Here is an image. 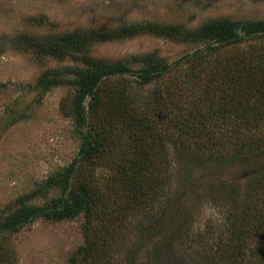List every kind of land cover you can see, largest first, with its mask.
I'll return each mask as SVG.
<instances>
[{
  "label": "trees",
  "instance_id": "1",
  "mask_svg": "<svg viewBox=\"0 0 264 264\" xmlns=\"http://www.w3.org/2000/svg\"><path fill=\"white\" fill-rule=\"evenodd\" d=\"M145 32L176 38L173 30L149 24L55 37L23 35L16 39L15 49L63 59L88 53L97 42ZM257 39H264V20H217L186 32L184 43L203 47L172 64L135 57L138 66L133 68L124 61L87 58L86 67L73 79L58 70L45 72L37 89L77 88L74 113L81 146L62 177L37 190L45 197L60 188L61 195L44 206L29 204L38 198L35 193L20 196L16 210L0 220V236L17 233L39 219L64 221L85 213V242L71 264H120L122 254L123 264H142L139 256L144 252L148 259L144 264H264V185L248 189L240 202V197L229 201L227 222L219 228L209 226L194 234L190 216L178 214L196 172L229 167L248 152L264 150V46L241 50ZM127 78L144 86L157 83L158 88L146 96L125 86ZM197 92L201 101L192 103ZM170 150L176 156L174 172ZM157 160L167 165L158 177L153 168ZM103 166L119 180L108 197L95 186L94 170ZM172 179L178 183L179 196L171 189ZM113 196L120 199V214L140 209L147 214L149 223H138L130 238L121 231L107 234L105 221L94 219L102 212L108 215L104 207ZM118 243L120 248L128 243L132 247L116 255L120 251L113 247Z\"/></svg>",
  "mask_w": 264,
  "mask_h": 264
},
{
  "label": "rangeland",
  "instance_id": "2",
  "mask_svg": "<svg viewBox=\"0 0 264 264\" xmlns=\"http://www.w3.org/2000/svg\"><path fill=\"white\" fill-rule=\"evenodd\" d=\"M224 19L264 20V0H0V220L16 210L17 199L22 195L35 193L38 198L29 204L38 206L59 197L60 188L45 197L38 195L37 190L50 179H60L77 158L81 146V130L74 113L77 88L68 85L37 89L38 79L45 72L58 70L64 78L73 79L76 72L86 67L87 58L124 61L133 68L138 66L135 57L147 56L172 64L203 47L184 43L181 38L186 32ZM149 24L173 30L176 38L145 32L127 39L97 42L88 53L79 52L63 59L37 57L15 49L16 39L23 35L55 37L76 31L118 30ZM262 46L264 39L251 40L241 50ZM123 81L125 86L146 96L158 88L157 83L144 86L135 78ZM166 83L163 82L164 87ZM197 95L198 92L190 99L192 103L201 101ZM257 152V149L248 152L229 167L195 173L192 190L178 208L180 216H190L194 234L209 226L225 225L229 214L227 203L238 197L240 202L248 189L264 185L260 182L261 178L264 180V150ZM170 153L174 172L176 156L173 150ZM165 167L161 160L155 161V176L158 177V172L161 176ZM94 172L95 186L101 194L108 197L118 188L119 180L112 179L110 168L97 167ZM170 185L175 196H179L178 183L172 179ZM107 199L104 210L108 215L102 212L99 218L94 216L100 224L105 221L108 225L107 234L116 236L121 231L130 238L138 223H149L147 214H142L145 211L120 214L121 207L117 205L120 199L117 196ZM86 225L83 213L64 221L39 219L17 233L2 234L0 264H71L73 254L85 242ZM120 247V243L114 245L113 249L120 251L116 255L132 244ZM119 259L123 264L125 254ZM147 260L145 252L139 256L140 263Z\"/></svg>",
  "mask_w": 264,
  "mask_h": 264
}]
</instances>
